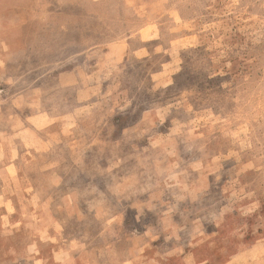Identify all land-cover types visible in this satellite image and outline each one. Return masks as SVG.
Returning a JSON list of instances; mask_svg holds the SVG:
<instances>
[{"label": "rangeland", "instance_id": "rangeland-1", "mask_svg": "<svg viewBox=\"0 0 264 264\" xmlns=\"http://www.w3.org/2000/svg\"><path fill=\"white\" fill-rule=\"evenodd\" d=\"M0 264H264V0H0Z\"/></svg>", "mask_w": 264, "mask_h": 264}]
</instances>
